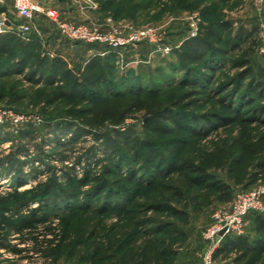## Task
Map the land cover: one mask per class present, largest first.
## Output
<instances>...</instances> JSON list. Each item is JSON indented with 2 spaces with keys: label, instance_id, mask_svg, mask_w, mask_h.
<instances>
[{
  "label": "trees",
  "instance_id": "16d2710c",
  "mask_svg": "<svg viewBox=\"0 0 264 264\" xmlns=\"http://www.w3.org/2000/svg\"><path fill=\"white\" fill-rule=\"evenodd\" d=\"M117 2L110 0L108 7ZM228 28L227 23L222 25V29ZM253 37V33L240 30L232 41L224 42L214 26L203 27L196 36L187 38L178 49L172 50L171 54L177 57L176 68L183 72V78L163 93L158 87L143 90L138 85V91H135L131 85L114 89L106 84L112 70L110 63L115 55L110 53L100 56L99 53L106 49L98 45L87 46L88 50L94 49L96 52L90 56L83 70L75 74L59 52L50 56L44 51L45 47L36 35L27 40L12 33L0 36V84L22 76L30 84L42 87L41 93L48 104L65 100L72 107L82 106L73 113L91 127H123L128 120H137L140 114L142 119L141 133L135 137L130 128L123 133L109 131L102 135L107 148L113 152H117L120 143L126 147L132 144L136 148L134 159L130 162L132 166L127 164L129 159L120 156L114 161L110 159L108 164L99 165L98 173H91L92 169L87 168L82 179L77 182L74 168L59 169L50 164L52 159L61 163L71 159V155H66V150H60L66 148L67 143L57 146L50 154L43 151V146H37L38 154L45 159L49 176L45 181H38L36 185L22 191L20 189L26 179L23 166L27 163L20 162L16 157L8 160L0 158V168L6 163L8 170L13 171V189L0 192V251L8 252L20 260L33 261L37 258L40 264H58L74 245L65 224L66 217L89 212L93 209L91 198L95 196L99 205L94 211L115 212L117 221L125 222L120 228L122 231L124 229L123 233L140 234V240L143 238L141 242L145 243L142 248L134 250L136 240L131 239L113 249L114 255L108 257H113L112 264H176L178 249L166 245L157 247L155 241L146 239L150 238L152 231H142L143 226L152 222L148 219V214L152 212L176 219L182 226L188 224L185 207L178 209L171 205H178L182 197L180 192L166 184L174 175L184 176L190 186L204 185L210 188L218 194L216 201L222 204L232 201L229 187L216 181L210 172V169L219 165L212 162L209 154H204L197 162L185 165H179L178 160L191 142H200L214 131L227 129L237 123L243 127L256 123L264 125L255 113L248 118L244 112L245 107L251 103L247 99L248 92L255 96L262 95L259 91L263 85H255V81L264 80V66L258 67L256 73L248 69L241 74V79L250 80L245 86L246 94L234 93L236 95L232 98L233 95H222L223 90L211 93L203 91L222 69L221 59L237 46L251 41L252 46L243 53L251 55L254 52L256 43ZM73 45L79 47V54L74 58L76 60L81 58L86 49L82 50V44H70V47ZM250 63L242 60L239 65L246 67ZM240 88L241 85L238 86ZM184 89L189 91L184 92ZM175 92H179V95ZM199 96L204 98L200 99ZM236 97H239L238 101H235ZM88 133L91 134L90 131ZM32 134V131H22L20 137L26 138ZM110 134L119 140V144L114 143ZM22 151L19 148L16 154ZM164 151L167 152L166 157ZM87 154L76 157L75 165H80L82 157ZM98 164L99 160L95 162L96 166ZM123 165L128 175H123ZM185 172L190 174L184 175ZM38 175L35 171L34 178ZM60 180H63L62 183ZM90 184L92 187L85 192V201L76 207V212L58 214L77 201V189ZM159 190L166 191L171 198L141 203ZM246 218L252 223L253 233L226 236L213 257L217 264H259L261 261L264 256V215L251 212L244 221ZM172 226L168 223L165 228ZM13 240L17 243H13ZM195 240L203 241L201 235L195 236ZM105 259L107 257L96 248L90 255L89 264H104Z\"/></svg>",
  "mask_w": 264,
  "mask_h": 264
},
{
  "label": "rangeland",
  "instance_id": "374dc122",
  "mask_svg": "<svg viewBox=\"0 0 264 264\" xmlns=\"http://www.w3.org/2000/svg\"><path fill=\"white\" fill-rule=\"evenodd\" d=\"M109 1L75 0L80 3L85 18L79 20L69 18L64 21L73 24L93 23L103 27L102 31L104 32L109 30L106 24L110 22L114 28L121 29L124 37L129 33L127 27H132L136 32L151 29L156 35L157 41H161L173 49H178L184 40L192 37L193 33L196 36L200 29L208 25L217 29L218 36L224 42L232 41L240 30L253 33L256 43L254 52L251 55L243 53L247 51L246 48L252 46L251 41H248L243 42L241 46H237L238 48L223 57L220 63L222 69L215 74L211 83L204 90L202 89L205 93L223 90L224 94L222 95H233L232 98L236 95L234 93L237 95L246 94L245 86L250 83V80L248 78L241 79V74L248 69H252L256 73L258 67L264 66V5L261 14H258L253 6V0H118L114 6L108 7ZM92 6L96 8H91ZM38 16L52 22L45 15ZM6 19L12 23L16 21L15 16L7 13ZM226 23L229 28L224 30L222 25ZM32 35H37L36 26L28 37ZM43 39L44 51L51 54L50 56L58 54L55 48L47 45L46 38ZM87 46L89 45H81L82 50H86L79 59L74 60L72 55L64 57L68 67L75 74L81 72L88 63L90 55H87V51L90 49L88 50ZM122 51L123 57L115 58L110 63L112 70L106 84L114 89L131 85L135 91H138L136 86L140 85L143 90L158 87L161 92L165 93L183 78V72L176 68L177 57L171 53L160 52L159 48H155L152 44L129 46ZM242 60L251 63L246 67H241L239 64ZM174 65L176 66L174 67ZM260 81L256 79L255 85L259 83L263 85L262 90L259 91L262 95L255 96L248 92L247 99L251 103L245 107L244 112L248 118L255 113L256 117L264 122V80ZM239 85H241L240 89H238ZM41 91V86L30 84L22 76L8 79L0 84V109L12 110L27 119L26 123H18L15 127L10 124L11 122H6L0 127V158L16 157L20 162L27 163L23 166L26 179L21 191L36 185L38 181H45L49 176L45 159L38 154V145L43 146V151L50 154L57 146L67 143V147H62L60 150H66V155H71V159L63 163L52 159L50 164L59 169L60 167L74 168L76 182L82 179L87 168L92 169L91 173H98L99 165L108 164L110 159L114 161L120 156L129 159L127 164L133 165L130 162L134 159L136 148L132 144L126 147L120 143L121 146L116 150L117 152H113L107 148L102 135L109 131L123 133L127 128L134 131V137L139 135L141 133V114L137 116V120H128L123 127L109 126L107 129L91 127L73 113L82 106L72 107L65 100L48 104ZM183 91L187 92L189 89ZM174 94L178 96L179 92ZM200 97L204 98V96L198 98ZM238 100L239 97H236L235 101ZM163 125L169 126V124ZM22 131H32L33 134L30 137L22 138L20 137ZM89 131L91 134L88 133ZM77 135L80 136L74 141L73 139ZM110 138L115 144H119V140L115 139L113 134H110ZM263 143L264 125L256 123L243 127L237 123L227 129H219L206 135L200 142H191L179 156L178 161L179 165H185L197 162L204 154H209L212 162L219 165L210 169V172L216 181L229 187L232 201L237 194L243 193V191L244 193L263 191L261 203L264 208ZM19 148L24 151L16 154ZM84 153L88 154L82 157L81 164L75 165L76 157H80ZM163 154L166 157L167 152L164 151ZM98 160L100 164L96 166L95 162ZM233 162H238V164ZM7 167L9 166L5 163L1 167L2 169L0 168V192L13 189L11 184L13 171L8 170ZM125 167L123 165L122 173L128 175V170ZM35 171L39 173L37 178H34ZM60 174L58 172V176ZM189 174L188 172L184 173V175ZM60 181L62 183L63 180ZM166 184L181 193L180 203L171 205L178 209L185 207L188 224L182 226L176 219L152 212L148 214V219L152 222L145 224L142 231H152L150 238L146 239L155 241L157 247L162 248L163 245H166L178 249L179 256L175 260L176 264H203L207 243L196 241L195 236L202 235L212 223L213 214L222 207H228L232 201L228 204L216 201L218 194L213 193L210 188H206L204 185H188L184 176L174 175ZM91 187L92 184L77 189L75 191L77 201L58 214L63 215L69 211L76 212V207L85 201L84 194ZM170 198L171 195L166 191L159 190L142 200L141 203L159 199L166 201ZM91 199L93 209L89 212L66 217L65 224L70 230L71 241L74 245L58 264H89L90 255L96 248H99V251L107 257L103 263L112 264L113 257H108L114 253L113 249L118 246L131 239L136 240L134 250L145 245L144 242H141L143 238L140 240V234L123 233L124 229L122 231L120 228L125 222L117 221V218L114 217L115 212L94 211L98 208L99 203L96 202L95 196ZM262 214L264 215V212ZM168 223L173 226L165 228ZM252 227V223L246 218L243 234L252 232ZM13 243L17 242L13 240ZM37 260V258L33 261L20 260L8 252L0 251V264H40V261ZM259 264H264V256Z\"/></svg>",
  "mask_w": 264,
  "mask_h": 264
},
{
  "label": "built area",
  "instance_id": "2783aa9c",
  "mask_svg": "<svg viewBox=\"0 0 264 264\" xmlns=\"http://www.w3.org/2000/svg\"><path fill=\"white\" fill-rule=\"evenodd\" d=\"M10 2L11 9L16 17L14 23L6 19V12L0 13V36L7 33L15 34L22 40H27L28 35L35 28V18L37 15H45L55 25L60 36L71 44L98 45L106 49L99 53L100 56L113 54L115 58H122L125 50L129 46L149 43L159 48L160 52L169 54L173 48L169 45L157 41L156 35L151 29L133 31L132 27H127L129 31L125 37L121 29L114 28L107 22L108 31H102L103 27L89 24H73L60 19L58 13L50 9L43 8L33 0H0V7L7 10V3ZM264 0H253V6L258 14L263 10ZM91 8H96L92 6ZM195 33L192 34V37ZM73 45L71 50L73 51ZM14 127L18 123H26L27 119L22 115L14 113L12 110L0 109V127L6 123ZM263 191L253 193H239L235 196L228 207L218 209L212 216V223L202 233V240L207 243L206 251L203 255V264H217L214 260L215 251L222 244L223 239L228 235H242L245 226V217L251 212L263 213L264 208L261 203ZM223 235H220L221 231Z\"/></svg>",
  "mask_w": 264,
  "mask_h": 264
},
{
  "label": "crops",
  "instance_id": "0c3cea01",
  "mask_svg": "<svg viewBox=\"0 0 264 264\" xmlns=\"http://www.w3.org/2000/svg\"><path fill=\"white\" fill-rule=\"evenodd\" d=\"M40 4L45 9H50L51 11H55L56 13H60V19L68 20L85 18L83 14V10L79 2H75V0H57L55 3L54 0H33ZM7 10L5 11L7 14H11L14 16L10 2L7 3ZM37 24V25H36ZM35 26H36V36L42 41V45L45 47L43 43V38H49L47 40V45L55 48L62 56L68 57L72 55L74 57V52L71 50L70 44H67L68 41L63 39L59 32L56 30L55 25L51 22H48L44 19V17L40 18L38 15L35 18ZM47 36V37H45ZM52 36V37H51ZM51 37V39H50ZM69 45V46H68ZM101 49V48H100ZM87 55H94L96 50L90 49L87 51Z\"/></svg>",
  "mask_w": 264,
  "mask_h": 264
},
{
  "label": "water",
  "instance_id": "95a60500",
  "mask_svg": "<svg viewBox=\"0 0 264 264\" xmlns=\"http://www.w3.org/2000/svg\"><path fill=\"white\" fill-rule=\"evenodd\" d=\"M6 11V8L4 7H0V13H4ZM73 52H74V57L77 58L78 54H79V47L75 46L73 48ZM225 230L221 231L220 235H223Z\"/></svg>",
  "mask_w": 264,
  "mask_h": 264
}]
</instances>
